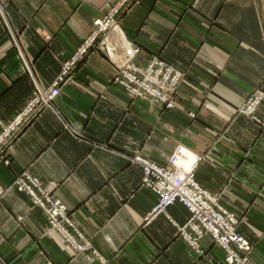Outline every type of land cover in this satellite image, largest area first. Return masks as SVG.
I'll return each mask as SVG.
<instances>
[{
	"label": "crops",
	"instance_id": "obj_1",
	"mask_svg": "<svg viewBox=\"0 0 264 264\" xmlns=\"http://www.w3.org/2000/svg\"><path fill=\"white\" fill-rule=\"evenodd\" d=\"M106 2L0 0V133L33 95L26 63L50 86ZM122 29L141 49L137 64L157 55L187 73L175 107L131 97L112 81L117 68L105 50H92L56 99L63 118L45 110L13 141L9 162L0 159V264H228L210 236L198 256L179 235L190 217L179 202L145 223L158 195L141 186L134 156L165 165L178 144L203 156L196 180L240 218L264 264V130L235 113L264 90V0H141ZM115 56L121 64V45ZM25 169L68 207L101 259L49 231L43 210L9 188Z\"/></svg>",
	"mask_w": 264,
	"mask_h": 264
},
{
	"label": "built area",
	"instance_id": "obj_2",
	"mask_svg": "<svg viewBox=\"0 0 264 264\" xmlns=\"http://www.w3.org/2000/svg\"><path fill=\"white\" fill-rule=\"evenodd\" d=\"M108 23L109 21L106 23L100 22L97 23V25L95 24V34L91 40L88 41L89 45L93 41L96 42L95 38L97 36V31L101 30L102 27L108 26ZM109 24V27H118V24L116 23L111 22ZM89 45H87V47L74 58L73 62H70L62 67L61 73L49 90L39 89L38 93L35 92L33 99L26 106L27 108L23 113L25 116L20 126L29 123L33 118L37 117L44 109H46V106L55 108L54 102L60 95L61 85L70 79L71 73L76 68L77 63L88 54V51L90 50ZM132 50H129L130 55L128 53L126 54L128 56L126 63L140 52V50H135V48H132ZM125 65L122 67H125ZM149 68L150 70L147 76L148 82L141 83L140 89L132 86L137 82L133 80L126 82V86L128 88L131 87V90L135 89V91H140L149 84L147 90L152 94H158L160 90L164 89L165 80L173 76V80L171 81V88H173L171 96L167 94L166 98L160 97L156 100L154 99V103L160 105L161 107H166V105L163 104L165 103L167 104V109L175 107L176 102L173 100L174 97L172 94H174L175 88L179 87L178 85L180 81L183 80L184 76L180 71L175 72L174 70L176 69L170 66L166 61L159 59H155ZM160 75L161 78H159ZM116 81L122 83L123 78L119 79L116 77ZM134 94L137 95L138 92H134ZM258 96L249 103L248 110L246 112L243 110V112L251 116V118L257 121L259 125L261 124L262 126H260L263 128L264 120H261L256 115V110L259 106L261 107L264 105V95L260 93ZM64 123L66 127H70L67 121H64ZM13 128L16 130L12 133L10 140L15 138L18 133V128L15 126H13ZM2 143L6 144V141ZM183 151L182 149H179V151L176 152L174 156L175 163ZM133 160L144 166L145 176L143 182L145 183V186L152 188L153 191H156L159 194L158 202L153 207L152 213L148 214L147 221L154 219L161 213H165L168 206L179 200L191 208L194 212L193 218L188 221V225L181 228L184 237L189 241L188 243L190 245L200 251L198 245L199 240L203 236L209 234L214 238L216 244L226 250L228 254L226 261L228 264H256L251 256V243L237 230L238 218H236L233 214L228 213L225 209H222V206L219 204L218 197L204 190L196 182L193 173H191L192 168H188V170L181 168L179 170L180 172L173 173V169L160 167L156 163L146 161L139 156L135 157ZM22 174L19 175L20 178H22V184L20 187L24 188V191L28 190L29 192L34 193V191L30 188L29 182H32L39 188L41 187V182H39L37 178L31 177L29 174ZM44 199L40 196L36 197V202L46 208L45 211L50 214V218L54 224L70 223L66 206L64 204L58 200L52 199L49 194H44ZM48 202L51 206L47 208L49 205ZM58 214H60V216ZM188 229H191L192 233ZM63 231L68 233L69 229Z\"/></svg>",
	"mask_w": 264,
	"mask_h": 264
},
{
	"label": "rangeland",
	"instance_id": "obj_3",
	"mask_svg": "<svg viewBox=\"0 0 264 264\" xmlns=\"http://www.w3.org/2000/svg\"><path fill=\"white\" fill-rule=\"evenodd\" d=\"M141 2V0H107V2L104 4V7H103V12H102V15L100 17H97L94 21V27H93V30L92 32L84 39V41L78 46V48L75 50V52L66 60L62 61V67L70 62H73L74 58L76 56H78V54H80L82 52V50L84 48L87 47V45H89L88 41L91 40V38L94 36L95 34V24L97 25V23H100V22H107L109 21V23L113 22V23H116L118 24V29L116 28H113V27H109V23H108V26H105V27H102L101 30L97 31V36H96V42L93 41L90 43L89 47H90V50L88 51V54L86 56H84V58H82L76 65V68L72 71L71 73V77L70 79L66 82L68 83L71 78L73 77V74L74 72L76 71V69L79 67V65L87 58V56L89 55V53L92 51V50H101L103 51V49L105 50V55L106 57L113 63L115 64L116 66V73L113 77V82L117 83V84H120L121 86H123L125 88V90L131 95V97H140V96H143L142 98L146 99V100H149L151 101V103H154V99H158V98H166L167 97V94L169 96H171V93L173 91V88H171V81L173 80V76H171L169 79L165 80L164 82V89L163 90H160V89H157V90H160L158 94H152L150 93V91L147 90V87H149L148 85L145 86L144 89H141L140 91H135V89H132L131 90V87H127L126 86V82H129V80H133V81H137L135 84H133L132 86L137 88V89H140V85L141 83H147L148 82V72L150 70V66L152 64V62L155 60V59H159V60H163L160 56H153L152 59L150 60L149 63H147L146 65H139L136 63V57L137 55L139 54H136L133 58H131L125 65V67H122V64L124 62L121 63V64H117L116 63V60L114 59L113 56H115L116 54V51L118 50L119 48V45L117 43H111L113 41L111 35H117V37L119 38L120 40V35L122 34L123 35V32L121 33L120 29L122 28V23H123V19L125 17V15L137 4H139ZM0 13L3 14V6L2 4L0 3ZM4 16V14H3ZM5 17V16H4ZM100 26V25H99ZM98 28V27H97ZM96 28V30H97ZM124 40L131 44L130 41L126 40V38H124ZM95 42V43H94ZM94 43V44H93ZM132 45V44H131ZM133 48H135V50H140V47L138 46H135L134 44L132 45ZM165 61V60H163ZM167 62V61H166ZM24 63H26L24 61ZM170 66L174 67L176 70H174L175 72H181L182 75L184 76L183 77V80L187 77V73L185 71H183L182 69H179L177 67H175L174 65L170 64L169 62H167ZM26 66H27V72L30 73V77L32 78L33 80V83H34V92H33V95L32 97L26 102V104L24 105V107H22V109L13 117V119L8 122L7 124L3 125L4 128H2V132L0 133V159L4 160L6 163L9 162V158L7 157L9 155V149H10V146L11 144L13 143V141L18 137V135L28 126L30 125L31 123H33V121L35 119H37L45 110L47 109H51V110H54L56 111L58 114H60V112L58 111V108H57V104H56V100L54 102V106L55 108H50V106H46V109H44L37 117L33 118L29 123L25 124V125H22L20 126L25 114L24 111L25 109L27 108V104H29V102L33 99L34 95H35V92L38 93L39 92V89H47L49 90L50 87L53 85V83L56 81H54L50 86L48 87H43L42 84L39 83V81L37 79L34 78L33 76V72H31V69H30V66L28 65V63H26ZM178 70V71H177ZM61 71H62V68H61ZM61 73V72H60ZM59 73V74H60ZM59 76V75H58ZM57 76V78H58ZM116 77L117 78H123V81L122 83H119L118 81H116ZM56 78V79H57ZM161 78V75L160 77ZM180 81L179 85L182 83V81ZM64 83V84H66ZM61 85V92H62V87L63 85ZM178 89L179 87L175 88L174 90V94L173 97H174V101L177 102L178 101ZM60 92V94H61ZM134 92H138L137 95L134 94ZM260 93H262L264 95V90L260 87V88H256L254 91H252L248 97L245 99V101L240 105L238 106L236 109H235V113L237 115H245L249 118H251V116L245 114L243 112V110L246 112L248 110V105L249 103L254 100ZM259 97V96H258ZM58 98V97H57ZM56 98V99H57ZM170 101V100H168ZM167 101V102H168ZM156 104V103H154ZM164 105H166L167 107V104L163 103ZM159 106V105H158ZM264 106V105H262ZM261 106V107H262ZM161 107V106H160ZM166 107H161V108H164V109H167ZM256 110V115L261 119V120H264V116H260L259 115V111H260V108ZM174 108V107H173ZM172 109V108H170ZM190 115L192 117L195 116V113H190ZM61 116V114H60ZM62 117V116H61ZM63 118V117H62ZM253 121H255L253 118H251ZM256 123H258L257 121H255ZM259 124V123H258ZM261 125V124H260ZM13 126L15 127H19L18 128V133H17V136L15 138H13L12 140H10V137L12 136V133L16 130L13 128ZM262 126V125H261ZM64 128H67L65 126V123H64ZM262 128V127H261ZM264 128V127H263ZM262 128V129H263ZM264 130V129H263ZM6 141V144L5 143H2V142H5ZM179 149H182V151H188V149L186 147H184L183 145L181 144H178L174 153L172 154V156L170 157L169 161L167 164L165 165H161L159 163H156L154 161H151V160H147V159H144L146 161H149V162H154L156 163L157 165H159L160 167H164V168H167V169H173V173H178L180 172L179 170L181 168L183 169H187L188 170V167H185L184 165H180L179 163H175L174 162V156L176 154V152L179 151ZM189 152V151H188ZM197 159L198 160H202L203 159V156H199L197 155ZM137 157V156H134V158ZM140 157V156H139ZM142 158V157H141ZM143 159V158H142ZM199 161V162H200ZM199 162L195 163L192 170H191V173H193V176L196 180V177H195V171H196V168H197V165L199 164ZM142 165V164H141ZM143 166V165H142ZM143 171H144V166H143ZM25 173V174H29L31 177L33 178H37L39 180V182H41V187H37L35 186L32 182H29L30 184V188L34 191L33 192H29L28 190L27 191H24V188H21V184H22V178H20V174L22 173ZM23 172L17 174L14 176V178L12 179L10 185H9V188H14L16 189L17 191L21 192V193H24L25 195H27L29 197V199L31 200L32 202V205L33 207H39L43 210L44 212V215H45V218H46V225H47V229L49 231H55L57 232L58 235H60L64 241L66 243H68L72 248H74L76 251H79V252H82V253H87L89 252V254H87L89 256V258H91L92 256H97L99 257L100 259L102 258L100 255H97L96 253V249L94 248V245L92 243V240L90 238H88L84 232L79 228L77 227V225L74 223V220H73V217L68 209V207L62 203L60 200L56 199L53 195V193L48 190L44 185H43V182L42 180L40 179V177L36 176V175H33L28 169H25ZM23 173V174H24ZM22 174V175H23ZM21 175V176H22ZM144 176H145V172H144V175H143V179H144ZM20 178V179H19ZM143 179H142V183H141V186L145 187V183L143 182ZM196 182L204 189L206 190L207 192H209L210 194L212 195H215L218 197V200H219V204L220 206H222L221 208L222 209H225L228 213H231L233 214L236 218H238V224L240 223V218L233 212H231L230 210L226 209L222 203H221V195L218 194V193H213L211 192L210 190L206 189L204 186H202L197 180ZM20 187V188H19ZM150 188V187H148ZM151 190H153L152 188H150ZM155 193L158 195V199H159V194L155 191ZM36 194V195H35ZM44 194H49V196L54 199V200H58L60 201L62 204H64L66 206V210H67V213H68V216H69V219H70V223H65V224H54L50 218V214L48 212L45 211L46 208H44L41 204H39L38 202H36V197H42L44 199ZM45 200V199H44ZM158 202V201H157ZM176 202H179L181 204H183L188 210H189V213H190V217L188 219L191 220L193 218V211L191 208H189L187 205H185L183 202L177 200ZM175 202V203H176ZM49 203V202H48ZM157 204V203H156ZM155 204V205H156ZM154 205V206H155ZM51 204L49 203V205L47 206L50 207ZM169 207V206H168ZM167 211V209H166ZM149 213H152V210L149 212ZM148 213V214H149ZM147 214V216H148ZM60 216V214H58ZM147 216L145 218V223H149L150 221H147ZM188 221L185 225L181 226L178 228V233L180 236L183 237V239L188 243L189 241L184 237L183 233H182V230L181 228H184L186 225H188ZM66 229H69V232L68 233H65L63 230H66ZM190 232H191V229H188ZM237 230H238V226H237ZM239 231V230H238ZM192 233V232H191ZM66 234V235H65ZM205 236H210L214 243H216V241L214 240V238L211 236V235H205ZM203 236V237H205ZM202 237V238H203ZM245 237V236H244ZM201 238V239H202ZM200 239V240H201ZM200 240L198 242V245H199V248H200V251L197 250V248L193 247L192 245H189L192 247V249L196 252V254H198V256L200 255H203L204 254V249L201 248L200 246ZM250 242V241H249ZM251 256L253 257V246L251 244ZM225 250V249H224ZM228 257V254L225 250V260L226 258ZM254 260V259H253ZM102 261V264H105L106 263V260L105 259H101ZM257 264V263H256Z\"/></svg>",
	"mask_w": 264,
	"mask_h": 264
},
{
	"label": "bare ground",
	"instance_id": "obj_4",
	"mask_svg": "<svg viewBox=\"0 0 264 264\" xmlns=\"http://www.w3.org/2000/svg\"><path fill=\"white\" fill-rule=\"evenodd\" d=\"M116 29H118V28H116ZM120 31L122 33L123 29L121 28ZM124 38H125L124 34L123 35L121 34L120 35V45H121V48L123 49V53L125 55L124 62L122 64V66H124L126 64V60L128 58V56L126 54L127 53L129 54V50H132V48H133V46L131 44L124 41ZM120 45H119V47H120ZM132 53H134V52H132ZM113 57H115V59H116V56H113ZM199 161L200 160L197 159L196 154L188 152V151H183V153L179 155L177 163H179L180 165H184L185 167H188V168H193L195 162L197 163Z\"/></svg>",
	"mask_w": 264,
	"mask_h": 264
}]
</instances>
